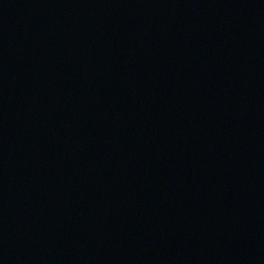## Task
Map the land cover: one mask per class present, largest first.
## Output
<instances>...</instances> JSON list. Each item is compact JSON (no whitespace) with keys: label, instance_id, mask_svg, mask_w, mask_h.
<instances>
[{"label":"water","instance_id":"water-1","mask_svg":"<svg viewBox=\"0 0 264 264\" xmlns=\"http://www.w3.org/2000/svg\"><path fill=\"white\" fill-rule=\"evenodd\" d=\"M0 264H264V0H0Z\"/></svg>","mask_w":264,"mask_h":264}]
</instances>
